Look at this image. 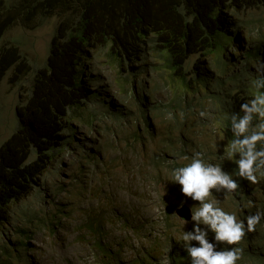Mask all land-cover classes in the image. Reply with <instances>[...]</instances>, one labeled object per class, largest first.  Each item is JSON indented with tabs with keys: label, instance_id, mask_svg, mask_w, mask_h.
<instances>
[{
	"label": "clouds",
	"instance_id": "9594fccd",
	"mask_svg": "<svg viewBox=\"0 0 264 264\" xmlns=\"http://www.w3.org/2000/svg\"><path fill=\"white\" fill-rule=\"evenodd\" d=\"M226 16L223 20L227 22V27H223L225 31L219 36L224 47L210 48L206 40L199 39L198 34L193 33L191 40L187 38L188 48H184L181 56V68L170 71L164 66L153 67L147 64L151 72L165 71L172 86L177 85L181 92L179 95L175 94L171 104L166 106V116L170 115L166 129L160 132L152 127L144 108H137V114L142 117L140 126L130 135L134 146L141 145L147 139L156 142L157 149L153 148V157L157 162L168 165L173 185H180L182 194L176 198L177 203L172 210L169 205H165L164 215L183 222V226L190 230L183 232L182 240L185 243L179 253L165 250L167 263L164 264H251L250 258L264 264V39L260 40L263 51L259 56L248 54V46L257 48L258 39L243 28L231 10ZM241 17L249 20L245 12ZM251 20L255 21L256 17ZM258 21L264 22L260 19ZM258 26L261 28L255 29L253 33L264 35V24ZM175 51L177 52L176 48ZM106 57L109 58L107 55ZM147 66L146 74L141 75L138 80L135 76L133 80L135 85L132 91L135 94L131 92V95L140 104L145 100L144 97L141 98L140 92L143 80L150 78ZM85 70L87 76L83 78L89 80L87 90L100 94V99L83 101L85 106L82 109L88 110L86 103L104 99L101 89L93 84L97 79L93 77L94 70L87 65ZM250 83L255 88L252 91L248 88ZM31 99L28 106L15 109L18 123L27 127V130L36 129L43 116L40 114L42 102L38 101L33 106L34 99ZM205 100L214 107L219 124L215 134L229 140L227 156L231 162L227 166L223 162L209 161L201 149L191 145L194 141L192 132L206 124L204 120L196 122L191 117ZM46 104L49 105V101ZM157 111L154 109L151 114L154 115ZM92 112L93 110L89 112L90 116H94L91 115ZM73 113L75 111L70 113L71 117ZM200 115L204 116L205 113L201 112ZM144 117L146 120H143ZM93 118L103 119L101 116L92 117L87 124H91ZM227 118L230 119L228 133ZM69 121L70 119L64 122L68 127L65 131L71 135L70 140L64 145L65 139L62 144H58V140L53 141L57 143L51 157L30 159L29 163L40 161L36 167L34 163L30 164L32 175L23 168V172L16 176L11 186L13 197L9 199L4 215L7 219L11 210L22 201L23 196L19 192L27 182H31L34 189L39 180L41 186L50 185L53 190L50 200L45 202L43 198L44 206L39 214H30L34 208L26 206L11 218V242L0 243V264H37L38 258L51 251L55 252L56 248H66L71 239L80 248L74 264H150L155 254L153 243L143 235L134 212L120 196L109 195L106 207L98 215L87 207L88 176L92 168L101 164L102 159L97 151H90L86 147L88 141L79 143L74 139ZM9 142L10 140L6 143L8 148ZM71 144L73 147L68 148ZM143 147L145 146L142 144ZM63 149L80 152L75 159L76 163L71 162L74 164V172L67 179L65 175L63 178L56 176L53 173L55 170H47L43 163L45 159H49L50 164L63 165L62 157L56 156L58 150L59 155H62ZM169 151L184 153V157L180 158L182 161L174 159ZM82 158L85 160L80 162ZM83 168L85 174L82 173ZM58 170L65 172V166L58 167ZM50 173L53 176L52 182L48 177ZM155 183L152 189L158 192L165 183L164 175H156ZM246 186L251 188L248 194L245 192ZM222 194H231L237 211H229L220 205ZM186 197L199 203L191 204L189 200L186 201ZM182 207L188 209L190 220L177 214V210ZM47 211L55 215L57 222L50 220ZM0 213L3 219V211ZM42 219L46 228L41 223ZM2 221L0 220V225L3 224ZM50 221L52 229L48 227ZM72 227L74 231L70 230ZM3 235L0 229V236ZM19 242H25L24 246L20 247ZM2 247L9 256L1 255Z\"/></svg>",
	"mask_w": 264,
	"mask_h": 264
},
{
	"label": "rangeland",
	"instance_id": "374dc122",
	"mask_svg": "<svg viewBox=\"0 0 264 264\" xmlns=\"http://www.w3.org/2000/svg\"><path fill=\"white\" fill-rule=\"evenodd\" d=\"M245 15H248V19L256 17L255 21L264 20V3H259L258 6L245 11ZM57 26L58 19L55 16L46 17L44 20L35 18L22 26L13 25L2 37V42L12 40L19 46L15 53L17 58L11 61L12 64L10 63L11 68L8 69L9 64H7L0 69V145L2 143L5 145L10 140L9 146L15 155V137H11V135L20 124L15 109L30 104L33 95V80L36 72L44 67L49 54L50 42ZM89 55L87 66L94 70L93 77L97 78L93 84L101 89L102 98L109 105L105 114L110 115L103 117L102 120L93 118V122L87 124L88 120L93 117L89 114L91 110L97 109V114L100 112V101H97L86 103L88 110L75 111L69 121L74 139L79 143L88 141L86 147H89L90 151H97L98 156L102 159L101 164L92 168L88 176L89 196L86 205L91 212L98 215L106 207V199L109 195L120 196L134 212L143 235L153 243L155 254L150 264L167 263L165 250L174 254L179 253L185 243L182 240L183 232L190 230L183 226V222L164 215L165 205H169L172 210L177 203L176 198L182 194L180 185H173L168 165L157 162L153 157L152 150L153 148L157 149V143L147 139L141 145L134 146L131 143L130 135L136 127L140 126L142 117L137 114V108H144L145 116L149 118V124L152 127H156L160 132L166 129L170 122V115L166 116V106L171 104L175 94L179 95L181 92L177 85L172 86L165 71L151 72L148 69L150 78L143 80L145 86L143 85L141 91L139 89L142 92L141 98H145L140 104L131 95L135 82L133 81L134 76L129 74L136 70L129 68L124 62V71L120 76L117 63L109 60L104 52L94 51L93 53L89 52ZM6 56L9 58L10 52ZM128 75L129 84L127 85L124 77ZM40 90L39 87L36 93H40ZM37 102H33V106H36ZM154 109L158 111L152 115L151 112ZM201 112H204L205 115L201 116ZM83 113L85 114L82 115ZM191 118L196 122L198 120L206 122L192 132L194 141L191 145H196L201 149L209 161H219L226 166L229 165L231 162L227 156L229 140L222 139L219 134H215L219 124L214 114L213 105L207 100L203 101ZM141 131L142 129H140ZM142 144L146 148H142ZM19 147L26 149V153L18 152V154L23 156L25 163L29 162L31 157L27 152L28 147L22 143ZM72 147L71 144L68 148ZM59 152L58 150L56 156L62 157L63 165L50 164L49 159H45L43 163L47 170H55L53 173L56 176L63 178L65 175L67 179L74 172V167H72L74 164L71 162H75L80 152L76 153V150L70 149H63L62 155H59ZM169 154L174 155V159L177 161H182L180 158L184 157V153L169 151ZM39 162L38 160L33 162L35 167ZM60 166H65V172L58 170ZM82 173L85 174L84 168ZM158 174L164 175L165 183L160 186L158 192H155L152 188L156 185L155 177ZM6 176L7 174H4L3 180L6 179ZM48 177L52 182L51 173ZM36 184L37 186L33 189L31 182H27L24 189L19 192L23 199L11 210L8 219L4 216L6 209L3 210V224L0 225V229L4 235L0 236V243L11 242L9 224L15 214L29 206L31 209L34 208L30 214L37 215L44 206L43 198L45 202L50 200L52 187L50 185L41 186L39 180L36 181ZM250 190V187H245L247 194ZM230 195L222 194L220 205L229 211H237L238 208ZM187 200L191 204L199 203L189 197H186ZM70 230L74 231V227ZM79 250L75 240L71 239L66 248H56L55 252L51 251L38 258L37 264H74Z\"/></svg>",
	"mask_w": 264,
	"mask_h": 264
},
{
	"label": "trees",
	"instance_id": "16d2710c",
	"mask_svg": "<svg viewBox=\"0 0 264 264\" xmlns=\"http://www.w3.org/2000/svg\"><path fill=\"white\" fill-rule=\"evenodd\" d=\"M259 2L264 3V0H0V69L7 64L10 69L11 61L17 58L15 53L19 46L12 40L2 42L8 29L15 24L22 26L35 18L44 20L55 16L58 19L48 58L33 80L32 98L34 102L41 101L43 104L40 111L43 116L38 127L27 130L23 124H19L20 127L13 133L16 155L12 148H8V144L0 145V212L7 207L9 199H12L10 189L16 176L23 172L22 169L32 175L30 164L33 163H25L23 156L18 154L26 153L24 147H19L20 144L28 147L31 159L50 158L57 143L53 141L58 140V144H62L65 139L64 145L70 140L71 135L65 131L68 127L64 122L71 118L70 113L83 110L84 100L100 99L97 91L91 93L87 90L89 80L83 78L87 76L85 68L89 52L103 51L109 60L117 63L120 76L125 62L129 68L136 70L129 75L136 76L137 80L146 74L147 64L175 71L182 67L181 56L184 48H188L187 38L191 40L193 33L198 34L199 39L206 40L210 48L224 47L219 36L225 31L223 27H227L223 17H227L226 13L231 10L243 28L258 39L257 48L249 45L246 50L256 57L263 51L260 40L264 39V35H255L253 31L260 29L261 26L258 25H263L264 22L246 20L241 14L258 6ZM231 37L233 38L232 34ZM8 52L11 55L9 58L6 56ZM129 75L124 77L127 85ZM181 77L182 72L180 79ZM39 87L41 94L36 93ZM248 88L251 91L255 89L252 83ZM44 101H49V105H45ZM108 106L107 102L100 100L99 114L97 115V110H93L91 115L106 116ZM229 121L227 118V133ZM83 159L79 161L82 162ZM4 174H7L5 180ZM46 214L52 222H57L52 212L47 211ZM0 220H3L1 213ZM51 221L48 224L50 229ZM41 223L46 228L43 219ZM24 244L19 242L20 247ZM2 249L1 255L9 256L7 250ZM249 263L260 264V261L250 258Z\"/></svg>",
	"mask_w": 264,
	"mask_h": 264
},
{
	"label": "water",
	"instance_id": "95a60500",
	"mask_svg": "<svg viewBox=\"0 0 264 264\" xmlns=\"http://www.w3.org/2000/svg\"><path fill=\"white\" fill-rule=\"evenodd\" d=\"M177 214L186 220H190L191 218V215L186 207H182L181 209L177 210Z\"/></svg>",
	"mask_w": 264,
	"mask_h": 264
}]
</instances>
